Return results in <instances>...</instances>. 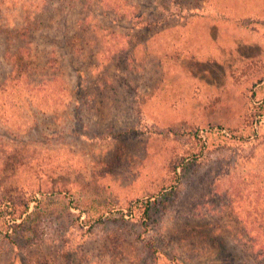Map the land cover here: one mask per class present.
<instances>
[{
    "label": "rangeland",
    "instance_id": "374dc122",
    "mask_svg": "<svg viewBox=\"0 0 264 264\" xmlns=\"http://www.w3.org/2000/svg\"><path fill=\"white\" fill-rule=\"evenodd\" d=\"M36 56L53 82L0 91V191L51 200L0 264H250L226 194L264 173V0H0V85Z\"/></svg>",
    "mask_w": 264,
    "mask_h": 264
},
{
    "label": "trees",
    "instance_id": "16d2710c",
    "mask_svg": "<svg viewBox=\"0 0 264 264\" xmlns=\"http://www.w3.org/2000/svg\"><path fill=\"white\" fill-rule=\"evenodd\" d=\"M89 1L91 0H83L84 4H88ZM97 1L105 2V0ZM115 11H117V8H115ZM87 19L88 18H84L82 22H87ZM23 36H25V34ZM31 45V42H26L21 48L29 50ZM50 53L54 54V51ZM25 58L31 59L32 56H26L24 59L21 58L20 62L25 60ZM36 60L38 61L32 64H14L12 71L2 81L0 91L4 92L9 86L13 85L16 87L21 86L27 76L38 82L40 78L39 73H42L46 69H53L51 64H55V60H51L50 58L43 61L36 56ZM54 78L55 77L51 78L48 75L44 82L38 83L45 85V81L53 82ZM262 114L263 111L259 113V115ZM257 115L258 113L250 115L251 127L249 129L247 127L242 128L240 125L229 128L228 130L234 137H238L239 141H249L250 137H252V132H255L254 126H256L258 121L254 122V120ZM244 126L247 125L244 124ZM224 137H226L225 139L227 140L230 139L226 134H224ZM26 162L25 158H23L18 161V164H24ZM28 164L27 162V165ZM178 168L179 164L175 165V169L178 170ZM225 173L229 174L228 172ZM257 177L255 181L251 182L253 189H249L246 193L248 196L245 197V193H242V190L244 191L245 188L241 189L233 180L229 186L231 187V191L226 194V198L229 197L231 199V202L229 201V208H231L232 211L238 209L236 221L240 223V228L236 240L247 248V250H244V256L246 261L248 260L247 262H250V264H264V173L262 176ZM241 184H247L245 179ZM44 192L45 191H43L41 187L38 189H30L25 185H10L0 191V239L15 243L17 237H24V235L27 234L32 242H34V240L38 241V238L42 235L41 228L45 221L43 220V212L46 211L45 203L47 204V201L50 202L51 200V198L46 197V195H44L43 199L37 197L38 194L43 195ZM77 206V208H79V205ZM103 219L104 218L101 217L100 221L102 222Z\"/></svg>",
    "mask_w": 264,
    "mask_h": 264
}]
</instances>
